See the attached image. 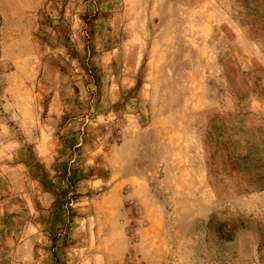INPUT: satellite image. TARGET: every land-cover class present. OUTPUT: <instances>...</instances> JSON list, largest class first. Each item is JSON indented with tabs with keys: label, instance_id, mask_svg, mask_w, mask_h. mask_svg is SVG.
Instances as JSON below:
<instances>
[{
	"label": "rangeland",
	"instance_id": "obj_1",
	"mask_svg": "<svg viewBox=\"0 0 264 264\" xmlns=\"http://www.w3.org/2000/svg\"><path fill=\"white\" fill-rule=\"evenodd\" d=\"M0 30V264H264V0H37Z\"/></svg>",
	"mask_w": 264,
	"mask_h": 264
},
{
	"label": "crops",
	"instance_id": "obj_2",
	"mask_svg": "<svg viewBox=\"0 0 264 264\" xmlns=\"http://www.w3.org/2000/svg\"><path fill=\"white\" fill-rule=\"evenodd\" d=\"M39 9L37 0H0V30L5 46L31 38L29 31L33 23L38 25Z\"/></svg>",
	"mask_w": 264,
	"mask_h": 264
}]
</instances>
